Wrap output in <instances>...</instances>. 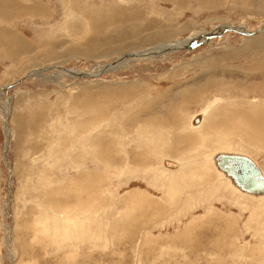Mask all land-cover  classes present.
Wrapping results in <instances>:
<instances>
[{
    "label": "rangeland",
    "instance_id": "374dc122",
    "mask_svg": "<svg viewBox=\"0 0 264 264\" xmlns=\"http://www.w3.org/2000/svg\"><path fill=\"white\" fill-rule=\"evenodd\" d=\"M262 41L264 0H0V264H264V201L206 159L257 126Z\"/></svg>",
    "mask_w": 264,
    "mask_h": 264
},
{
    "label": "bare ground",
    "instance_id": "6f19581e",
    "mask_svg": "<svg viewBox=\"0 0 264 264\" xmlns=\"http://www.w3.org/2000/svg\"><path fill=\"white\" fill-rule=\"evenodd\" d=\"M39 3V2H38ZM36 4V3H35ZM40 6H42V7H44L45 5L44 4H42V3H39V7ZM232 28V27H231ZM223 30H221V32H224V30L225 29H229V28H226V27H224V28H222ZM236 31V30H235ZM237 31H243V32H245L244 30H242V28H237ZM197 34H199V37H197V38H191V40H189V45L191 44V43H195L196 41H197V39L198 40H202V41H204V42H208V40H207V35H208V33H204V34H200V33H197ZM249 35V34H248ZM196 37V36H195ZM201 37H205V38H201ZM190 39V38H189ZM188 41V40H187ZM262 42H264V41H262ZM188 43V42H187ZM173 45V44H172ZM174 45H179V46H182V47H186L185 45H183V44H180V43H175ZM189 45H187V47L186 48H189ZM174 48V47H173ZM168 49H169V47H162V46H160V47H158L157 49H153L154 50V53H152V54H147V53H143V54H140V57H147V56H151V57H153L155 54H158V53H160L161 51H164V53H166V51H168ZM139 55V54H138ZM138 55H136V56H138ZM153 55V56H152ZM125 60V59H124ZM122 62V61H121ZM122 64V63H121ZM71 75H77V73L75 72V71H73L72 70V73H71ZM226 87V86H225ZM1 90V89H0ZM244 91V90H243ZM245 92V91H244ZM246 93H248V92H246ZM1 92H0V99L2 98V96H1ZM185 96V95H184ZM240 97H242V98H245V99H247L248 98V96H245V95H240ZM184 102V101H183ZM223 102V98H214L213 100H211V102L210 103H207L208 104V106H207V108H206V110L204 109V111L203 112H200V113H197V114H195V115H193L192 117H191V119H190V121H189V127H190V131H192V132H198V131H200L201 130V128H203V126L206 124V119H207V117H208V115H209V113L210 112H212L211 110H213V109H216V108H218V106L221 104ZM252 106V105H251ZM258 106V105H257ZM8 107H9V104H8ZM8 107H6V109L8 108ZM234 107H235V105H234ZM233 107V108H234ZM256 107V106H255ZM254 106H253V108H255ZM263 107V106H262ZM253 108H251V110L253 109ZM259 108H260V106H259ZM261 109V108H260ZM234 110V109H233ZM258 110V109H257ZM259 111V115H260V117L262 118V120L261 119H258V120H256V124H257V126L256 127H252V130L249 132L250 133V138H248L249 140L248 141H251L252 139H251V137L253 138V139H255V142H257V141H259V142H264V136H262V137H255V134H257V131H256V129H258V127H259V125L261 124L262 125V123H263V119H264V108L263 109H261V110H258ZM254 112V111H253ZM251 114V113H250ZM228 117V116H227ZM226 117V118H227ZM240 120V119H239ZM236 121H238V119L236 120ZM241 122H242V120H240ZM252 121H250L249 122V124L251 123ZM234 124V123H233ZM235 124H237V123H235ZM239 124H241V123H239ZM247 126V125H246ZM236 128V127H235ZM250 130V129H249ZM213 134H211V136H212ZM227 137V136H226ZM226 137H223V141H222V143L223 144H225V145H221V144H219L220 142L219 141H217L216 143H214L213 142V144H215V145H220L221 146V148L223 149V150H219V151H215L209 158H206V159H208L209 160V162L212 164V166L214 167V170H215V172H217L218 174H219V176H220V178H221V181L222 182H224V184L226 185V183L228 184V185H226L227 186V188L229 189H231L233 192H235L237 195H239V197H241V198H249V199H251V200H253V201H260V202H263L264 201V192L263 193H252V192H248V191H245V190H243L242 188H240L236 183H235V181L233 180V178L230 176V174L226 171V170H223V168H220L219 167V165L217 164V160H216V157L218 156V155H220V154H222V153H227V154H240V155H245V156H248L249 158H251L256 164H257V162H256V160H255V158L253 157V156H250L248 153H244V152H242V151H236V150H232V149H235V147H234V145L236 144L235 142V144L233 143L232 144V142L231 141H226ZM236 137V136H235ZM240 138H241V136H239ZM243 139V138H242ZM231 140V139H230ZM248 141L247 142H244L243 140H242V143L243 144H247V145H249L250 147H253L252 145H254L255 146V144H252L251 145V143H248ZM209 143H211V142H209ZM238 143V142H237ZM239 144L237 147L238 148H243V144ZM206 146H207V144H208V141H205V143H204ZM229 147V148H228ZM249 147V148H250ZM208 148V147H207ZM244 149V148H243ZM248 149V148H247ZM260 150V149H259ZM165 165L168 167V168H171L172 169V171H173V168H179V165L177 164V163H175L174 161H166V163H165ZM257 166H258V168L260 169V171H261V173L264 175V171L263 170H261V168L259 167V165L257 164ZM167 167H166V169H167ZM176 170H178V169H176ZM170 171V170H169ZM221 182V183H222ZM226 182V183H225ZM222 187V186H221ZM217 194V193H216ZM213 196H214V194H213ZM216 197V196H215ZM261 205V204H260ZM256 214V213H255ZM254 217V216H253ZM65 237H67V235L65 236ZM65 239V238H64ZM60 243H61V241H60ZM59 243V244H60ZM61 245V244H60Z\"/></svg>",
    "mask_w": 264,
    "mask_h": 264
},
{
    "label": "water",
    "instance_id": "95a60500",
    "mask_svg": "<svg viewBox=\"0 0 264 264\" xmlns=\"http://www.w3.org/2000/svg\"><path fill=\"white\" fill-rule=\"evenodd\" d=\"M253 33L256 31L247 32V34ZM202 43L196 41L191 43L189 47L194 48ZM216 160L219 167L226 170L240 188L257 194L264 192V175L251 158L240 154L222 153L216 157Z\"/></svg>",
    "mask_w": 264,
    "mask_h": 264
},
{
    "label": "crops",
    "instance_id": "0c3cea01",
    "mask_svg": "<svg viewBox=\"0 0 264 264\" xmlns=\"http://www.w3.org/2000/svg\"><path fill=\"white\" fill-rule=\"evenodd\" d=\"M243 90H245V89H243ZM240 95H241V94H240ZM190 99H193V100H195V101L197 100L195 97H190V98H188L185 102L189 101ZM235 100H237V99H235ZM243 101H244V100H241L240 102L243 103ZM247 103H250V104H251V103H252V104H257V105H258L257 107H258L259 110H261V109L259 108V106H260L261 108H264V103H263V104H260L259 101H258V102H257V100L254 101V100L251 99V98L247 101ZM225 106H228V105H225ZM262 106H263V107H262ZM222 107H224V105H221V106L218 107V110H219V111H218V115H219V116H220V115L222 114V112H223ZM239 107H241V106H239ZM246 113H247L246 111L242 110V115L239 116V118H240V119H244V118L254 117V116H251V115H243V114H246ZM214 116H215V115H214ZM216 116H217V115H216ZM258 119H261V120H262V118L259 117V116H258L257 120H258ZM210 140H213V139H210ZM219 147H220V146H219ZM236 148H238V147H235V149H236ZM219 149H222V148L220 147ZM223 149H224V148H223ZM232 150H234V149H232ZM218 151H219V150H218ZM225 183H226V182H225Z\"/></svg>",
    "mask_w": 264,
    "mask_h": 264
}]
</instances>
